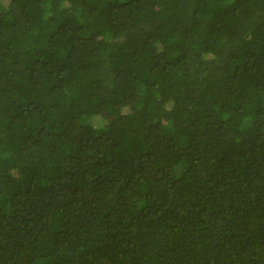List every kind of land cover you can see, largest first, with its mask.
Here are the masks:
<instances>
[{
  "label": "trees",
  "instance_id": "1",
  "mask_svg": "<svg viewBox=\"0 0 264 264\" xmlns=\"http://www.w3.org/2000/svg\"><path fill=\"white\" fill-rule=\"evenodd\" d=\"M0 264H264V0H0Z\"/></svg>",
  "mask_w": 264,
  "mask_h": 264
},
{
  "label": "rangeland",
  "instance_id": "2",
  "mask_svg": "<svg viewBox=\"0 0 264 264\" xmlns=\"http://www.w3.org/2000/svg\"><path fill=\"white\" fill-rule=\"evenodd\" d=\"M86 122H88V121H86ZM88 123H90V121ZM182 171H183L182 165L176 166L175 169H173V171H172L173 177L181 176Z\"/></svg>",
  "mask_w": 264,
  "mask_h": 264
}]
</instances>
